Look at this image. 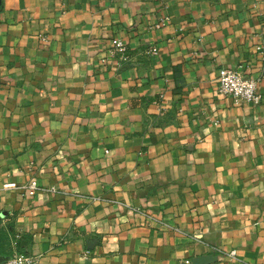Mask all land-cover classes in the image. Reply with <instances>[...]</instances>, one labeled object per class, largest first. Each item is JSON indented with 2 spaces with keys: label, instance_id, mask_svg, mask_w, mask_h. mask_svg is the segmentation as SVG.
<instances>
[{
  "label": "crops",
  "instance_id": "1",
  "mask_svg": "<svg viewBox=\"0 0 264 264\" xmlns=\"http://www.w3.org/2000/svg\"><path fill=\"white\" fill-rule=\"evenodd\" d=\"M263 73L264 0H0V262L264 264Z\"/></svg>",
  "mask_w": 264,
  "mask_h": 264
},
{
  "label": "built area",
  "instance_id": "2",
  "mask_svg": "<svg viewBox=\"0 0 264 264\" xmlns=\"http://www.w3.org/2000/svg\"><path fill=\"white\" fill-rule=\"evenodd\" d=\"M150 51L152 53H157L158 47L152 46ZM113 53L119 54L122 58H127L128 47L124 38L118 37L114 40ZM106 59L105 57L102 60L106 61ZM262 76L264 77V73ZM218 91L223 94L234 96L237 101L259 104L263 100V93L259 89V78L248 76L231 66H223L220 68ZM39 188L40 186L37 179H32L26 185V192L29 195H34ZM230 255L236 256V250H231ZM0 264H37V257L34 254L16 250L11 256L0 262Z\"/></svg>",
  "mask_w": 264,
  "mask_h": 264
}]
</instances>
